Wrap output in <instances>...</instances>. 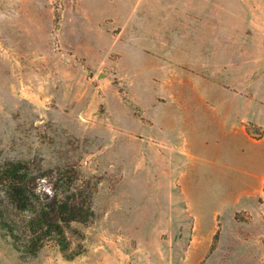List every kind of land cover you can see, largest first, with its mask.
<instances>
[{
	"label": "rangeland",
	"instance_id": "1",
	"mask_svg": "<svg viewBox=\"0 0 264 264\" xmlns=\"http://www.w3.org/2000/svg\"><path fill=\"white\" fill-rule=\"evenodd\" d=\"M200 4L0 0V163L61 169L95 211L68 228L72 258L24 256L0 229V264H264V121L234 100L252 75L264 107V0ZM192 169L262 176L202 194Z\"/></svg>",
	"mask_w": 264,
	"mask_h": 264
},
{
	"label": "trees",
	"instance_id": "2",
	"mask_svg": "<svg viewBox=\"0 0 264 264\" xmlns=\"http://www.w3.org/2000/svg\"><path fill=\"white\" fill-rule=\"evenodd\" d=\"M94 216L93 191L61 169L50 176L30 159L0 163V229L22 255L35 256L51 242L69 258L80 254L82 250L70 247L68 228L74 222L88 223Z\"/></svg>",
	"mask_w": 264,
	"mask_h": 264
},
{
	"label": "crops",
	"instance_id": "3",
	"mask_svg": "<svg viewBox=\"0 0 264 264\" xmlns=\"http://www.w3.org/2000/svg\"><path fill=\"white\" fill-rule=\"evenodd\" d=\"M198 1H201V4L199 5L201 9L197 7L196 10L204 11L203 8L205 6L204 4L205 0H198ZM200 15H203V14H200ZM254 81L256 82V78H253L252 75H250L249 77L245 74L238 75V80L235 83V86H237L238 89L236 90L234 89V92L238 94L237 96L235 94L234 100H237L239 102V109L237 113L238 122L241 121V118L247 119V120H253V121H257V120L259 121V119H262L264 121V107L260 106L262 103H260V101H257L258 99L256 98V96L252 97V95L248 96L246 94V92L252 91L255 89L254 84H253ZM223 91H226V90H223ZM254 94L256 95L257 92ZM224 106H227V105H224ZM218 107L219 106H216L215 108L214 107L210 108V107L202 106L200 110L203 112L209 113L210 109L216 110ZM263 150L264 148L261 151ZM258 156H259V152L257 154H254V156L253 154L252 155L250 154V157L246 154L245 158H246V161H249V163H251L254 160H257ZM234 161H237V160H234ZM263 161H264V155H263ZM206 173L207 172H199V171L195 172L194 169L189 170V192L196 191V192H200L203 194L205 192V189H202V187H205L206 185H208L207 182H209V184L213 183L215 185L214 187L219 186L218 187L219 192L232 191L242 196L243 193L251 192L253 189H255L258 186L260 176H262V172L258 173L254 171H245L244 176L240 174V178L237 176L236 179H233L231 182L226 183L224 178L221 177V173L219 174L217 172H213V173L209 172L210 175L208 174V176H206ZM225 184L226 185L229 184V185L225 186ZM228 187H232V188L229 189Z\"/></svg>",
	"mask_w": 264,
	"mask_h": 264
}]
</instances>
